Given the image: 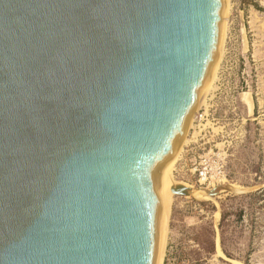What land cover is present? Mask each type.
Here are the masks:
<instances>
[{"label": "water", "instance_id": "1", "mask_svg": "<svg viewBox=\"0 0 264 264\" xmlns=\"http://www.w3.org/2000/svg\"><path fill=\"white\" fill-rule=\"evenodd\" d=\"M226 3L0 0V264H157Z\"/></svg>", "mask_w": 264, "mask_h": 264}, {"label": "rangeland", "instance_id": "2", "mask_svg": "<svg viewBox=\"0 0 264 264\" xmlns=\"http://www.w3.org/2000/svg\"><path fill=\"white\" fill-rule=\"evenodd\" d=\"M223 25L213 73L172 156L160 264H264V0H227ZM208 151L225 161L226 180L199 181Z\"/></svg>", "mask_w": 264, "mask_h": 264}, {"label": "built area", "instance_id": "3", "mask_svg": "<svg viewBox=\"0 0 264 264\" xmlns=\"http://www.w3.org/2000/svg\"><path fill=\"white\" fill-rule=\"evenodd\" d=\"M200 159L201 161L195 168V171L199 173L200 182L212 184L226 180V164L221 155L214 151H208L203 157L200 156ZM211 162H214V165Z\"/></svg>", "mask_w": 264, "mask_h": 264}, {"label": "bare ground", "instance_id": "4", "mask_svg": "<svg viewBox=\"0 0 264 264\" xmlns=\"http://www.w3.org/2000/svg\"><path fill=\"white\" fill-rule=\"evenodd\" d=\"M224 26V25H223ZM223 26H222V29H221V38H222V36H223ZM221 38H220V42H221ZM220 42H219V45H220ZM219 49V48H218ZM216 59H217V57H216ZM216 59H215V62H216ZM215 64V63H214ZM213 70H214V66H213V68H212V71H211V75H212V73H213ZM211 77V76H210ZM208 85V84H207ZM207 85H206V87H205V89H204V91H203V93H202V95H201V97H200V99H199V102H201V99L203 98V95H204V93H205V90H206V88H207ZM199 102H198V104H199ZM197 104V105H198ZM173 156V155H172ZM172 156L167 160V188H166V190H165V192H164V195H163V199H164V222H163V224H162V227H161V230H160V235H159V247H158V260H157V264H160V251H161V237H162V233H163V227L165 226V218H166V211H167V207H168V203H169V191H170V189H171V180H170V169H171V160H172Z\"/></svg>", "mask_w": 264, "mask_h": 264}, {"label": "crops", "instance_id": "5", "mask_svg": "<svg viewBox=\"0 0 264 264\" xmlns=\"http://www.w3.org/2000/svg\"><path fill=\"white\" fill-rule=\"evenodd\" d=\"M247 107H248V111H249V103H248V106H247ZM248 113H249V112H248Z\"/></svg>", "mask_w": 264, "mask_h": 264}]
</instances>
